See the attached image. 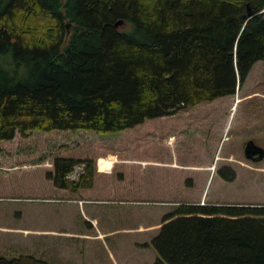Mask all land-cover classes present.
<instances>
[{
    "label": "trees",
    "instance_id": "1",
    "mask_svg": "<svg viewBox=\"0 0 264 264\" xmlns=\"http://www.w3.org/2000/svg\"><path fill=\"white\" fill-rule=\"evenodd\" d=\"M0 57V143L145 129L144 142L133 138L144 145L147 120L235 94L264 61V0H0ZM114 162L56 156L44 180L77 192ZM76 164L85 172L74 181ZM143 245L152 264H264V204H178Z\"/></svg>",
    "mask_w": 264,
    "mask_h": 264
},
{
    "label": "rangeland",
    "instance_id": "2",
    "mask_svg": "<svg viewBox=\"0 0 264 264\" xmlns=\"http://www.w3.org/2000/svg\"><path fill=\"white\" fill-rule=\"evenodd\" d=\"M146 122L152 139L137 146L134 136L144 142L147 130L41 131L1 142L0 258L152 264L155 251L143 244L178 204H264V157L252 161L244 151L250 140L264 149L263 60L235 94ZM56 156L114 159L113 173L94 174L90 188L57 191L44 180ZM221 170L228 176L233 171L232 178ZM84 172L76 164L68 178L77 181ZM100 232L105 234L96 236Z\"/></svg>",
    "mask_w": 264,
    "mask_h": 264
},
{
    "label": "water",
    "instance_id": "3",
    "mask_svg": "<svg viewBox=\"0 0 264 264\" xmlns=\"http://www.w3.org/2000/svg\"><path fill=\"white\" fill-rule=\"evenodd\" d=\"M244 15L247 17H250L252 15L251 10L249 8H246ZM119 22L120 21H118V23ZM250 149H253V151H255L257 154L255 156L249 154L248 151ZM244 151H245L246 158L251 159L252 161H260L264 157V149L260 147L259 145L255 144L252 140L248 141L245 144Z\"/></svg>",
    "mask_w": 264,
    "mask_h": 264
},
{
    "label": "crops",
    "instance_id": "4",
    "mask_svg": "<svg viewBox=\"0 0 264 264\" xmlns=\"http://www.w3.org/2000/svg\"><path fill=\"white\" fill-rule=\"evenodd\" d=\"M202 167H205L206 169H208L206 166H202ZM202 167H197V168H202ZM201 201H203V200H201ZM91 226H92V224H91ZM103 234H105V233L100 232V233H97L96 236H103Z\"/></svg>",
    "mask_w": 264,
    "mask_h": 264
},
{
    "label": "flooded vegetation",
    "instance_id": "5",
    "mask_svg": "<svg viewBox=\"0 0 264 264\" xmlns=\"http://www.w3.org/2000/svg\"><path fill=\"white\" fill-rule=\"evenodd\" d=\"M248 153L251 154V155H253V156H255V155L257 154L255 151H253V149H250V150L248 151ZM250 160H251V159H250Z\"/></svg>",
    "mask_w": 264,
    "mask_h": 264
}]
</instances>
